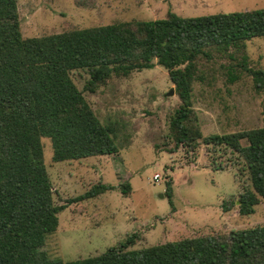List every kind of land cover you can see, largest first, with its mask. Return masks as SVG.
<instances>
[{
	"label": "trees",
	"instance_id": "16d2710c",
	"mask_svg": "<svg viewBox=\"0 0 264 264\" xmlns=\"http://www.w3.org/2000/svg\"><path fill=\"white\" fill-rule=\"evenodd\" d=\"M260 36L264 8L193 17L169 12L23 37L17 0H0V264H264V223L140 248H133L138 234L132 233L98 255L74 260L43 249L61 210L116 186L98 182L57 204L42 138L51 140L55 162L117 154V129L99 120L83 92L95 93L114 76L155 64L167 70L180 98L169 119L171 152L182 147L194 154L200 144L230 152L251 185L239 195L238 212L252 213L264 200V126L203 136L192 93L196 81L210 86L216 73L226 83L248 75L255 91L264 92V69L250 66L245 51L246 42ZM81 70L88 74L82 90L72 79ZM210 166L226 168L215 157ZM130 189L120 185L124 194ZM236 202L224 200L222 211Z\"/></svg>",
	"mask_w": 264,
	"mask_h": 264
},
{
	"label": "rangeland",
	"instance_id": "374dc122",
	"mask_svg": "<svg viewBox=\"0 0 264 264\" xmlns=\"http://www.w3.org/2000/svg\"><path fill=\"white\" fill-rule=\"evenodd\" d=\"M17 8L22 36L33 37L117 20L164 18L169 12L193 17L252 10L264 8V0H17ZM245 51L250 66L264 69V36L248 40ZM216 76L210 86L194 83L193 107L203 136L264 126V92L255 91L251 77L226 83ZM87 78L82 70L72 74L80 90ZM172 88L167 70L155 64L114 76L95 93L83 92L99 120L117 129V154L55 162L51 140L42 138L57 204L98 182L116 186L58 213V227L43 247L50 256L74 260L98 255L132 233L138 234L133 248H140L264 223V200L250 214L238 212L239 195L251 185L246 170L237 171L240 165L229 159L230 152L203 144L194 154L182 147L171 152L169 119L180 104L175 90L169 94ZM193 155L196 160L188 162ZM212 157L226 168L212 169ZM167 181L171 194H166ZM124 183L131 187L126 194L120 190ZM229 198L237 202L224 212L221 204Z\"/></svg>",
	"mask_w": 264,
	"mask_h": 264
},
{
	"label": "built area",
	"instance_id": "2783aa9c",
	"mask_svg": "<svg viewBox=\"0 0 264 264\" xmlns=\"http://www.w3.org/2000/svg\"><path fill=\"white\" fill-rule=\"evenodd\" d=\"M159 178H160V174L156 173V174L153 175V179L157 180Z\"/></svg>",
	"mask_w": 264,
	"mask_h": 264
},
{
	"label": "water",
	"instance_id": "95a60500",
	"mask_svg": "<svg viewBox=\"0 0 264 264\" xmlns=\"http://www.w3.org/2000/svg\"><path fill=\"white\" fill-rule=\"evenodd\" d=\"M173 92H174V89L172 88V89L170 90L169 94H173ZM237 203H239V202H237Z\"/></svg>",
	"mask_w": 264,
	"mask_h": 264
}]
</instances>
